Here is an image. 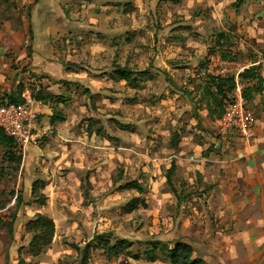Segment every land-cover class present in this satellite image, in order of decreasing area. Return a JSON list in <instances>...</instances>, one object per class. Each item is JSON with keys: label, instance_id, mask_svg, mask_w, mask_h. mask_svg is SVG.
Returning <instances> with one entry per match:
<instances>
[{"label": "rangeland", "instance_id": "1", "mask_svg": "<svg viewBox=\"0 0 264 264\" xmlns=\"http://www.w3.org/2000/svg\"><path fill=\"white\" fill-rule=\"evenodd\" d=\"M117 68L154 77L134 87ZM235 76L258 125L248 143L218 121ZM19 88L54 95L36 104L52 134L0 145V264H171L133 258L155 240L264 264V0H0V98ZM38 214L54 235L32 256Z\"/></svg>", "mask_w": 264, "mask_h": 264}, {"label": "trees", "instance_id": "2", "mask_svg": "<svg viewBox=\"0 0 264 264\" xmlns=\"http://www.w3.org/2000/svg\"><path fill=\"white\" fill-rule=\"evenodd\" d=\"M112 79H120L128 82L132 86H137L138 82H143L147 80L153 79L154 76L150 74L148 70L142 71H131L126 68H117L114 70L112 74ZM234 83H231V89L233 88ZM17 94L4 96L0 98V104H9V103H21L23 102V98L20 97L21 89L17 90ZM31 98L37 102H47L53 98V94L50 92H45L44 90L34 91L31 90ZM90 126V125H89ZM90 130V127L88 128ZM96 134H100V128L97 129ZM171 144L174 145L175 141L171 140ZM0 145L9 148L12 145L15 146L13 141L2 133L0 130ZM8 160L15 161V157L12 153L8 152ZM174 171V162L172 161L165 172V179L168 185L171 186V177ZM43 184L40 180H35L31 185V194L35 198V201L44 204L45 203V196L38 192V190L42 189ZM124 187L130 188L131 184H126ZM172 188V187H171ZM174 191V190H173ZM175 196V192H173ZM176 197V196H175ZM18 197H16V200ZM138 205H144L143 202L138 198H133L129 201L127 205V210L131 211ZM27 230L31 234V238L28 245V250L30 255L36 256L41 251L47 247L52 240L54 235V223L51 218H48L44 215L38 214L36 215L34 220H31L27 224ZM7 233L9 236L12 235V223L7 224ZM99 246L106 254V256L110 257L111 255L117 256L122 252H126L129 255V252L126 250L129 247V243L126 240H120L115 244H110L105 239L99 240ZM141 255L146 256V258L150 262H154L158 259L159 255H163L166 259L170 261L171 264H207L203 259L192 257V249L191 247L183 242L176 241L171 246L168 244H164L159 240L147 242V248L144 252H141L135 256L134 259H138ZM88 258L87 254H84L83 260L86 261Z\"/></svg>", "mask_w": 264, "mask_h": 264}, {"label": "built area", "instance_id": "3", "mask_svg": "<svg viewBox=\"0 0 264 264\" xmlns=\"http://www.w3.org/2000/svg\"><path fill=\"white\" fill-rule=\"evenodd\" d=\"M219 61V59L217 60ZM233 88L225 101L222 114L218 121L223 135H238L249 142L254 137L256 120L253 112L247 107L242 85L238 76L234 77ZM23 102L0 104V130L15 145L25 149L37 147L51 136L52 131L40 118L36 104L28 92L23 95Z\"/></svg>", "mask_w": 264, "mask_h": 264}, {"label": "crops", "instance_id": "4", "mask_svg": "<svg viewBox=\"0 0 264 264\" xmlns=\"http://www.w3.org/2000/svg\"><path fill=\"white\" fill-rule=\"evenodd\" d=\"M42 105V103H40V105L39 106H41ZM39 110V109H38ZM39 112H40V110H39ZM40 114H41V112H40ZM257 121H256V123H255V128H254V135H255V132L257 131ZM255 137V136H254ZM253 137V138H254ZM248 143V142H247Z\"/></svg>", "mask_w": 264, "mask_h": 264}]
</instances>
